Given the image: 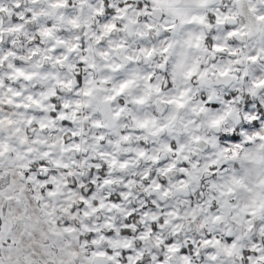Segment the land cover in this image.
Returning a JSON list of instances; mask_svg holds the SVG:
<instances>
[{
  "label": "clouds",
  "instance_id": "clouds-1",
  "mask_svg": "<svg viewBox=\"0 0 264 264\" xmlns=\"http://www.w3.org/2000/svg\"><path fill=\"white\" fill-rule=\"evenodd\" d=\"M0 264H264V0H0Z\"/></svg>",
  "mask_w": 264,
  "mask_h": 264
}]
</instances>
